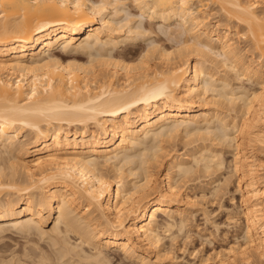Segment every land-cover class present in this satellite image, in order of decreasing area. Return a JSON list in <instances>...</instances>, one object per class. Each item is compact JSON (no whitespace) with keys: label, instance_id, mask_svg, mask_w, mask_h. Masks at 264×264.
I'll use <instances>...</instances> for the list:
<instances>
[{"label":"bare ground","instance_id":"bare-ground-1","mask_svg":"<svg viewBox=\"0 0 264 264\" xmlns=\"http://www.w3.org/2000/svg\"><path fill=\"white\" fill-rule=\"evenodd\" d=\"M153 31L173 48L152 40L134 62L112 51ZM70 49L86 51L87 62L61 60ZM175 139L196 144L158 169L162 141ZM259 142L264 0H0V233L23 239L0 246V264H127L110 250L174 264L161 233L186 226L197 203L175 176L220 169L225 147L244 196L240 252L264 253V213L249 201L264 194ZM223 250L215 264L225 263ZM208 255L193 264H211Z\"/></svg>","mask_w":264,"mask_h":264},{"label":"rangeland","instance_id":"rangeland-1","mask_svg":"<svg viewBox=\"0 0 264 264\" xmlns=\"http://www.w3.org/2000/svg\"><path fill=\"white\" fill-rule=\"evenodd\" d=\"M126 6H127V9L129 8L128 11L130 10L132 14L133 12L134 14L138 12L137 8L132 3ZM135 17L137 18V16ZM215 18L217 17H211V23L215 22L214 21ZM143 21L147 22V20H143ZM155 24L157 25V23ZM156 31H153L152 33H148V34L145 33L143 37L141 35V37L138 36L139 38L138 37L134 38V40L132 38L131 40L126 41L124 45L118 44L119 46H117L116 49H113L112 51L117 52L121 48L120 50H122L123 52L125 50L126 52L125 54H128V55H125L124 57H121V56H117V57L118 58L120 57L123 60L131 59V61L134 62V60L136 61L135 56L139 55L140 51L141 53L142 51H145V49L148 46H150L149 44H150V41L152 40L153 41L151 42V45L152 43H155L158 45L162 44L161 46H164V48H167L168 50H170V48H173V46H171L172 45L171 43L173 42L169 39H165L163 34H159L158 32L155 33ZM239 45L242 48H244L246 58L253 59L251 58L252 57V54L250 53L251 49L248 48L249 45L247 44V41L241 39L239 41ZM122 48H124V50ZM127 50H131V51H127ZM63 53L64 54L61 60H64V61L67 59L68 60L70 59L71 61L73 59L72 61L84 63L85 61L87 62L89 58L88 53H86V51H83V50L81 51V50H74V49L71 50L70 49V50L64 51ZM153 54H156V51ZM131 57L132 58L134 57L135 59H132ZM218 69L220 70L221 68L218 67ZM221 72L224 73L222 70L220 71V73ZM230 77L228 79L231 81V83L236 84L235 81L232 79L233 77H231V79ZM245 77L243 78L241 77L242 79H240L239 81L236 80L235 78L234 79L236 80L237 84L238 83L241 84L240 82H242V86L243 85L245 87L247 86L246 88H249V87L252 88V86L256 87V84H253V82H250V80ZM213 98L212 100L216 99V97L214 99ZM227 107H229V104L227 103L226 104L223 103L221 105V108L224 111H228L229 113L231 112V114H233L234 111L229 110V108L227 109ZM186 140L187 139H185V141ZM167 141L166 140L165 142L162 141L163 146L164 145L165 146L163 147L164 149L161 150L162 154L161 152L159 153L160 157H159V162H158L159 163L158 169L160 170L163 169L171 153H174L175 151L182 152L183 149L191 147V145L195 142V141L194 142L191 141L192 143L190 142V144H188L189 146L186 144L185 145L186 147L184 148L183 146L184 139L183 141H181V139L180 140L175 139L173 143H170L169 141L168 142ZM197 142H200V140H198ZM205 142L207 143L208 139ZM255 148H256V151H255L256 158L259 163L257 166V173H258L259 179L264 180V142L257 143L255 145ZM175 149H179V150L177 151ZM227 150H228V147L227 148L225 147L223 149V154H224L223 156H224L225 164L223 163L224 166L220 167V169L214 170L212 168L209 171L204 170L205 172L196 170V171H192L189 174H186V176H182V177H180L179 175H178L179 177H177V175L175 176L177 180L175 181L176 184L178 183L177 185L181 188V190L183 192L185 191V193H188V196L190 195V197L194 198L193 200L197 203L195 204L194 208H192L191 210L190 209L186 210L187 213L189 214V218H187L188 219V221L186 222L187 225L184 226L181 230H178L179 228H176V226H173L171 227L170 230L165 229V231L163 230L164 232L163 231L162 233L160 232L162 234L161 235L162 238H160L161 240H159L160 243L158 242V244L160 245L159 247H162L161 249L163 251H165L166 249L168 250V252L167 250L165 252H167V256H169V254H170L169 257L173 256L171 258H174L172 259L174 261L173 262L174 264H193L194 262L199 260L198 257H201L205 254H209V255L211 254V258H210L211 260L209 259V261L215 264L214 262L215 261L214 256L216 255L215 251L223 250V249L227 250L225 251L226 253L224 252V250H223L224 253H222L225 258L224 264H264V253L263 252L261 253L256 249L254 250L252 249L251 251L253 252H251L249 256H246V254H243V252L242 253L240 252V249L243 247L242 244H244L243 242L244 237L242 236L243 233H241L242 231L241 226H242V223L244 222L243 221L244 217L241 213H239V211L243 210L244 208V205H243L244 202L242 201V198L244 196L241 195V191L239 187H237V183L235 181L236 178L233 177L234 174L232 173L231 175L232 178L229 174V172L231 171L229 169V167L231 166V165L229 166V163L231 162L229 161L228 163V160L231 159L230 158L231 152H229L230 149L228 151ZM226 165H228L229 167L228 166L226 167ZM226 175L230 176L231 181L228 184V187L227 186L223 187L224 185L222 186L223 189L221 190L223 191L226 189L225 192L221 193L220 191H218L217 193H215V191L212 190L214 185L217 183L221 184L223 178ZM220 188H221V185H220ZM227 188H228V191H227ZM210 189L212 190V192L209 191ZM260 198H251L249 201L257 202V203L260 202L257 204L258 205L257 207L259 208V212L264 213V194ZM237 212L239 213L237 215H239L240 220L237 221L236 223L235 221L234 222L232 221L233 220L232 218H233V215H236ZM43 225H44L45 230H50L49 228H51L52 221L50 219L45 220ZM11 229L8 228V230L5 229L1 231L0 235H3V237L1 236L0 238V246H3V245L7 246L9 244L12 247H17L18 244L17 246L16 245L14 246L15 240H17L18 242L23 241L22 237L20 238V235L13 232V229L12 230ZM35 238H38L37 240L39 243L49 247V245L46 244V239H43V238L40 239L37 236H35ZM71 240H74V238L72 237ZM230 247L231 248L233 247L232 248L233 251L231 250L229 251ZM147 250L149 252V250L151 249H147ZM110 252L116 253L118 257H122L123 261L127 264H139L135 259L126 257L117 250H110ZM218 252H219L218 254H220V251ZM150 253L149 254L152 257L151 259L155 260L153 252L150 251ZM165 255L166 254H164V256ZM166 257H164V259H166ZM212 257H213V260H212ZM160 261L156 259V264H158V262L160 264Z\"/></svg>","mask_w":264,"mask_h":264}]
</instances>
